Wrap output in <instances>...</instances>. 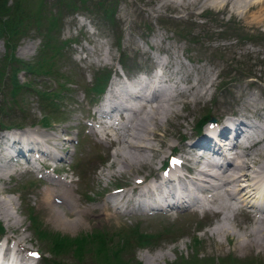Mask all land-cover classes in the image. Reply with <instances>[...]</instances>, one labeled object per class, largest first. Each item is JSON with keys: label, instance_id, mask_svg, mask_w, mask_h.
Wrapping results in <instances>:
<instances>
[{"label": "rangeland", "instance_id": "rangeland-1", "mask_svg": "<svg viewBox=\"0 0 264 264\" xmlns=\"http://www.w3.org/2000/svg\"><path fill=\"white\" fill-rule=\"evenodd\" d=\"M6 1L11 7L12 0ZM56 3L66 8L67 11H64L62 15L61 12L59 14L61 16L60 27L56 33V41L63 40L64 42L59 52L52 57L53 59L51 58L53 60L52 72L42 75L17 70L15 77L19 89L14 95L11 93L12 86H9L7 76L4 77L3 84L0 86V125L12 122L22 123L23 127L19 130L20 132L36 127L40 129L38 124H30L32 121L39 123L40 116L48 117L53 123L57 120L61 122L43 131L44 134L57 136L62 143L67 142L61 147V149L67 147L65 153L63 152L64 161H57L55 156L58 153L53 151L50 162L63 165L64 171L71 172L72 176L68 177L70 181L66 186L72 190L70 194L77 207H100L104 201L102 198L108 199V195L104 194L105 190L124 185L130 187L136 178L146 180L149 176H157L159 166L165 161L169 152L174 154L177 151L178 155L186 153L185 142H180L181 136L190 135V133L200 136L204 132L206 125L200 127L199 135L192 131L199 117L203 114H210L215 121L225 119L230 111L229 105L236 100L239 102L238 108L241 112L245 113L246 117L249 116L250 121H248L255 128L258 127L257 130H264V109L259 116H256L250 108H247L248 105L254 108L258 105L264 106V24L250 26L244 20L231 18L227 13L211 10L207 6L196 8L195 12L199 13L196 16H189L188 12L181 10L177 12L178 10L170 6L161 5V0H85L84 2L81 0H42L44 9H53ZM69 3L72 6H66ZM22 5L26 8L27 15H30L31 10L35 8V3L33 5L22 3ZM105 9L104 14L102 11ZM40 13L42 14L41 10ZM29 20L30 23L24 33H19L14 38L12 51L4 45L0 38V66L8 60L11 52L14 57L26 63H33L37 57L41 37L32 24L33 20ZM250 33L262 35L255 41L249 42L247 36ZM160 42L162 46H167L169 49H162L159 46ZM135 47L141 53H138ZM45 53L46 56L50 55L51 49L45 50ZM171 53L173 55H170ZM118 57L126 61L125 71L119 68ZM160 60L170 65L172 74L175 71L180 74L184 72L196 75L194 82L200 88H202L200 86L203 81L202 76L208 73L211 84L207 86L209 88L204 100L195 104L188 101L191 97L185 98L182 102L175 101L173 102L177 110L175 116L174 113L168 115L166 119L159 116L158 120L161 119V122L158 121L159 125L156 129L164 142L153 140L155 150L147 152L149 153L148 163L136 165V169L131 168L132 170L128 169L127 172L125 168L119 167L116 156H113L114 151L122 144L111 145L107 136L96 137L91 132L92 129H99V126L94 118L90 120L85 117V113L88 117L91 115L86 106L90 110L92 106L91 103L86 104L85 101L86 98L94 95L87 93L85 97L82 83L90 85L93 80L92 75L96 74L99 68H105L110 70L111 74L106 88L103 90V85L100 91H106L110 82L114 83V87L122 90L127 78L138 71L147 73ZM238 66L247 68L249 80L236 73ZM53 70L55 72L57 70L61 76L71 77L72 73L73 81L67 85L61 84V88L66 89L59 93L62 114L55 112L60 110L59 108L54 110L56 105L53 99L52 103H48L45 96L42 97L40 93L42 90L48 92L44 84L48 86L52 85L53 81L56 82L52 79L42 80V77L50 78ZM23 81H29L27 85L32 90L23 87ZM175 81L178 87L185 86L183 81L176 78ZM171 83L165 84L166 87L171 86ZM137 113H140L142 117H148L140 110ZM37 130L32 132L31 139L41 144L43 142L41 134L35 135ZM114 130L122 134L121 136L130 138V133L126 128H115ZM12 131L14 129L7 130V132ZM2 132L3 129L0 130V133ZM74 136L78 139L75 153L72 149V145L76 144ZM173 148L175 152H172ZM250 149L251 156L255 157L258 164L264 161V145ZM8 153V149L2 150L0 146V192H3L0 193V231L3 232L0 241L7 239L13 244L17 243V246L21 248L34 249L42 256V259L45 258L44 263L39 258L36 263L29 264H50V259L54 257L66 263H73L79 251L77 243H71L61 255H56L57 253L55 254L49 246L59 238L67 241L85 238L90 244V240L96 238L94 234L96 231H103L104 236L109 234L112 237L110 240L116 241L113 243L109 241L108 244L119 250L118 256L127 264H183L185 260L188 261L187 264H264V251L253 250L247 253L248 255H242L233 249V242L230 238L211 235V228L221 219L215 214L211 217L208 214L203 215L202 219L198 214L186 212L169 218L151 216L123 219L122 217L114 218V213H117L115 211L107 218L99 220L84 218L86 221L77 220L78 223L72 222L74 218L71 216L64 215L67 211L65 205L60 206L55 202L53 204L59 208L54 209L55 214L52 217L50 216L52 209L48 205L39 203L43 193L57 186L48 184L46 172H19L21 167L18 160L13 161L8 157ZM72 153L74 155L71 158ZM231 153L233 155V152ZM203 154L208 155L207 151ZM70 161L71 164L66 166ZM111 161L113 163H110ZM250 166L253 169L256 168L253 163H250ZM54 176L56 175H49L50 178L53 177L52 179H60ZM87 194L91 197L90 200L85 197ZM237 215L234 219L225 221V226L227 225L229 233H232L234 238L242 237V231L251 225L242 213ZM118 216L121 215L118 214ZM59 221L67 225L62 227ZM135 223H142L141 227L151 228L150 231L155 230V242L150 244L149 241L145 245L137 246L133 243V238L121 231L118 232V228L126 229ZM163 226L165 228L161 230ZM137 233L140 232L137 230ZM193 237L198 240L195 246L192 243ZM120 239H126L128 245L124 247ZM246 256L249 257L246 258ZM149 257H154L151 262H147ZM255 257L259 260L251 263V259ZM89 259L88 256L84 257L86 262Z\"/></svg>", "mask_w": 264, "mask_h": 264}, {"label": "bare ground", "instance_id": "bare-ground-1", "mask_svg": "<svg viewBox=\"0 0 264 264\" xmlns=\"http://www.w3.org/2000/svg\"><path fill=\"white\" fill-rule=\"evenodd\" d=\"M161 1V5L170 6L172 9L178 10L177 12H179L180 10L185 11L186 13L188 12L189 16H196L197 13H199L195 12L196 8H204L205 6H207L211 10L227 13L231 18L233 17L237 20H244L250 26L264 24V0ZM159 46H161L162 49H169V47L167 46H162V42H160ZM136 51L138 53H141L137 48ZM170 55L173 54L171 53ZM156 66H160V69L162 68L161 77L157 76L156 74H154L153 76L151 75L148 83L146 84H141L139 80H135L132 83L135 89H130L126 86L122 90L121 88H119L118 91H111L110 89H108V93L110 94V111H117L119 115V121L116 123V125H113L110 119L108 126L112 127L113 129L126 128L130 133V138L121 136L122 134H120L119 132L117 133V131L109 134L108 131H104L103 127L101 128V130L107 136L109 144H122V146H120L122 148L118 146L119 148L114 151L113 156H116L119 167L125 168L126 171L128 169L130 170L131 168H135L136 165L140 166L148 163L149 153L155 150L153 140H161L164 142V140L160 138L161 135H158L156 129L157 125H159V122H161V119L158 120L159 116L165 119L168 115H172L173 113L175 116L177 114L175 112L177 110L175 109L173 103L175 101L182 102V100H184L185 98L191 97V100L188 101H192L195 104L204 100L207 97L209 88L207 86L211 84L208 79V73H205L206 75L202 76L203 81L200 85L202 88H200L197 86V83L194 82V78L196 77V75L194 76L193 74H186L184 72L180 74L175 71L172 74V71H170V65L165 61L162 62L161 60L157 62ZM164 77H166L165 80H163ZM175 78L183 81V83H185V86L178 87ZM180 78H182L183 80H181ZM165 81L167 83L172 82L171 86H164L163 82ZM174 84H176L177 86ZM113 85L114 83L110 82V87ZM120 86L123 87V85ZM143 88H146V90L144 92H141L140 89ZM238 103V100H236L229 105V113L227 115L225 114V119H220L218 127L215 129V134L218 138L217 143L219 146H216V143L209 139V130H205L200 136H194L192 135V133H190V135H187V137L190 138L191 141L184 146L186 154L194 157V150H199V147L201 145L206 148V150L204 151H207V153L212 152L214 155L219 156V159H221L220 162L216 160L213 161L206 159H204V161L200 160L199 158H194L188 161V167L185 169L186 171L180 178L178 177L179 173H175L176 183L174 184L170 183L165 186L164 184H161V182L158 181L157 178H154L151 183L143 182L140 185L133 186L132 188L133 190H135V193L128 203V206L131 210L128 211L126 215H123L122 218H124L125 216H133L134 214H136L133 208H144L146 205V199L153 202H158V200L160 199L161 201L167 202V205L174 204V201H170L169 198L172 200H176L175 203L177 205L181 204L184 201H187L190 206H193V209L191 210L192 212L195 211L194 205L197 204L198 207L209 209L213 214L219 215L221 217V219L215 224V226L211 228L210 233L211 235H222L224 237L230 238V240L233 242V249L235 251H238L242 255L247 254L253 250L264 251V192L259 189L260 177L264 174V161L258 164L255 161V157L251 156V153L249 152L251 150V147H261L262 145H264V130H257L258 127L255 128V126L249 122V116L246 117L245 113L241 112L240 108H238ZM247 108H250V110H252V112L255 113L256 116H259L263 111L264 106L258 105L257 108H254V106L252 107L251 105H248ZM128 110H130L132 114H127L126 111ZM139 110L142 113L144 112V115H147L148 117L143 116V118L142 116H140L141 114L137 113ZM98 117L109 118L110 114L104 112ZM147 118L148 120H146ZM129 121H131V124L127 126ZM36 128H31L29 130L20 132H12L16 135V137L12 140L15 151L20 155H24L31 151V148L28 146H40L42 143L47 144L52 149L58 151V147L56 144H59L60 141H58L57 136L53 137L49 134L43 133L41 134L43 140L41 144L39 142H29L31 140L29 139L27 134L30 132H35V130L38 129ZM228 128L234 135L233 143H230L229 139L224 135ZM91 132L95 136L97 135L96 130L92 129ZM22 136H24L25 140L28 142L22 140ZM20 143L21 145L26 147H21ZM220 143H223L224 145L220 146ZM226 145H228V148L225 147ZM0 146L2 147V150L6 149V146L2 144L1 141ZM199 151L203 152L201 151V149ZM225 151L233 152L232 158L227 157ZM46 155H49V153H46ZM8 157L14 161L12 155L8 154ZM110 163H113V161H111ZM250 163L256 165V168L253 169L252 166H250ZM177 169L178 168H172L171 170L173 172V170ZM112 173L114 174V172ZM168 176H170V174ZM46 178L52 185L57 186V188L55 187L49 189V191L43 193L40 198L39 204H45V206L48 205L52 209L50 210V216L52 217L55 214L54 209L59 208L57 205L53 204L55 202L60 206H66L67 211L64 212V215L74 218L72 222H78L77 220H85L84 218H86V220L88 218H91L92 220L107 218L110 217L109 215H112L111 213L115 212L118 203L124 205L122 201L124 200L123 197L126 195L125 190L122 191V194L119 193L113 196L114 198L116 197L115 200L118 196H121V198H118L120 199L118 202H113L114 199H107L102 201L100 207H77L75 204L76 202L74 203L71 197V191L66 186L67 181H63L62 179H52L53 177L50 178L48 175H46ZM126 201H128V198H126L125 202ZM253 211L254 213H251ZM203 213L208 214L205 209H203ZM240 213L244 215L245 219L251 222V225L248 229L242 231V237L237 236L234 238V235L232 233H229L226 227L227 225L225 226V221L232 218L234 219L236 215ZM113 217L121 218L117 213H114ZM59 225L64 227L67 224L59 221ZM12 245L15 250L11 256V262H13L14 264H25L22 262L20 253L21 249L19 246H17L18 244L12 243ZM247 257L249 256H246V258ZM153 258L154 257H149L147 259V262H151ZM5 259L7 258L5 257V253H3L0 262L7 263L4 261ZM255 260L258 261L259 259L255 257L251 259L250 262L252 263V261Z\"/></svg>", "mask_w": 264, "mask_h": 264}, {"label": "trees", "instance_id": "trees-1", "mask_svg": "<svg viewBox=\"0 0 264 264\" xmlns=\"http://www.w3.org/2000/svg\"><path fill=\"white\" fill-rule=\"evenodd\" d=\"M85 0H81L84 2ZM21 3V4H20ZM22 3L26 4H34V10H31V14H26V8L22 5ZM66 6H72L71 3ZM42 11V14L40 13ZM64 11H67L66 8L60 7L59 5H55L53 9H44L42 0H12V6L9 7L6 0H0V38L2 39L4 45L11 49L14 47V38L19 33H24V30L29 25L30 20H33V26L37 30L38 34L41 37V47L39 48L38 55L36 59L33 61V64L24 63L16 58H14L13 53L11 52L8 60L0 66V85L3 81L6 72V66H9L8 79L11 84V93L14 95L17 90L19 89V85L16 81L15 74L17 70L23 68L26 72H32L34 74H48L52 72V62L53 56L59 52L62 48L63 40L56 41V33L59 30V21H60V12L61 15ZM104 14L106 9L102 11ZM110 18V17H108ZM43 27V30L41 28ZM185 33V32H184ZM248 39L252 38L251 34H248ZM51 49V54L46 56L45 50ZM52 58V59H51ZM236 68V67H235ZM233 68V70H235ZM236 73L247 77V68L243 66H238L236 69ZM25 83L22 85L25 88H31ZM223 85V84H222ZM101 87V76L95 81L93 88L100 89ZM52 96L56 97V91L52 92ZM210 114H203L195 123V130L196 132L199 131V127L208 119L210 118ZM41 124H48L47 118L39 119ZM11 126H18L19 124L10 123ZM33 222V221H32ZM1 229V227H0ZM35 230V229H34ZM137 230L140 233H137ZM122 232L126 234L128 237L133 238V243L137 246L145 245L147 242L150 241V244L155 240L154 237L156 233H145L142 232L137 225H132L127 227L126 229L118 228V232ZM38 234V231H36ZM96 238L90 240V244L87 243L85 238L74 239L72 241L62 240V239H55L53 245L49 246L50 249L56 255L63 254V250L67 249L71 245V243L78 244V254L75 255V262L73 263H66L62 261L60 258H52L50 259V264H127L120 256H118V249L112 248L108 243L116 242L113 241L109 234L104 236L103 231H96L95 233ZM121 244L125 247L128 245L126 239H120ZM64 242V243H62ZM192 243L195 246L198 243L196 237L192 238ZM149 245V244H148ZM89 257V261H84V257ZM196 259V257L194 256ZM181 261V259H179ZM188 261L185 260L183 264H187Z\"/></svg>", "mask_w": 264, "mask_h": 264}]
</instances>
